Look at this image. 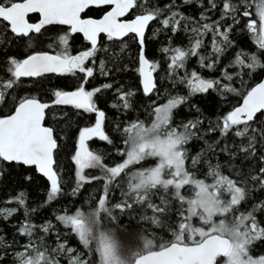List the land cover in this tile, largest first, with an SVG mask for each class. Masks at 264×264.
<instances>
[{"label":"snow or ice","instance_id":"6c2138e0","mask_svg":"<svg viewBox=\"0 0 264 264\" xmlns=\"http://www.w3.org/2000/svg\"><path fill=\"white\" fill-rule=\"evenodd\" d=\"M0 264H264V0H0Z\"/></svg>","mask_w":264,"mask_h":264}]
</instances>
